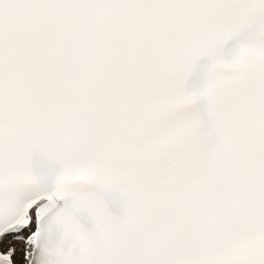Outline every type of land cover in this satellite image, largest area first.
<instances>
[{"label":"snow or ice","instance_id":"snow-or-ice-1","mask_svg":"<svg viewBox=\"0 0 264 264\" xmlns=\"http://www.w3.org/2000/svg\"><path fill=\"white\" fill-rule=\"evenodd\" d=\"M0 264H264V0H0Z\"/></svg>","mask_w":264,"mask_h":264}]
</instances>
